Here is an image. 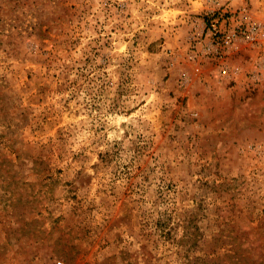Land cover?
<instances>
[{
    "label": "rangeland",
    "instance_id": "rangeland-1",
    "mask_svg": "<svg viewBox=\"0 0 264 264\" xmlns=\"http://www.w3.org/2000/svg\"><path fill=\"white\" fill-rule=\"evenodd\" d=\"M242 11L0 0V264H264V46L207 31Z\"/></svg>",
    "mask_w": 264,
    "mask_h": 264
},
{
    "label": "built area",
    "instance_id": "built-area-1",
    "mask_svg": "<svg viewBox=\"0 0 264 264\" xmlns=\"http://www.w3.org/2000/svg\"><path fill=\"white\" fill-rule=\"evenodd\" d=\"M227 22V19L221 22L217 17L207 27L208 33L213 38L212 49L216 44L219 47L231 48L241 42L264 46V21H257L246 11H242L235 22H230V26L226 24Z\"/></svg>",
    "mask_w": 264,
    "mask_h": 264
}]
</instances>
